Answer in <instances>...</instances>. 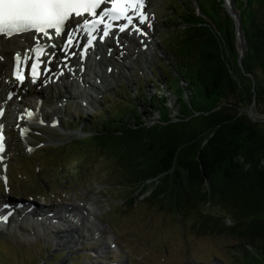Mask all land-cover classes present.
Returning a JSON list of instances; mask_svg holds the SVG:
<instances>
[{
    "label": "rangeland",
    "instance_id": "rangeland-1",
    "mask_svg": "<svg viewBox=\"0 0 264 264\" xmlns=\"http://www.w3.org/2000/svg\"><path fill=\"white\" fill-rule=\"evenodd\" d=\"M148 1L156 12L157 24L153 32L156 42L151 46L148 41H141L140 46L152 58L150 67H142L141 56L127 58L125 62L134 66L132 71L128 70L132 79L119 77L115 86L107 90L99 87L101 92L95 94L98 99L92 104L75 96V88L65 87L56 75L47 81L42 77L43 109L49 118L57 115L61 124L56 128L45 125L31 130L29 144L20 140L21 135L15 127L7 126V135L10 136L8 146L13 153L8 162L10 181L5 183L0 175V196L32 195L40 201V206L45 204L47 209L52 205H68L75 201H81V206L96 205L98 220L93 224L97 229L85 221L87 225L83 223L85 226H80L84 234L81 240L63 246L56 243L51 227L42 231L37 225L32 227L21 220L19 228L13 227L14 231L0 232V264H114L125 258L128 259L127 264H242L237 250L242 243L240 238L223 233L199 232L190 225V221L184 224L179 215L163 210L146 198L152 181L147 182V191L141 193V185L124 181L114 157L81 142L85 136L94 133L96 124L104 122L106 117H115L116 112L136 108L149 124L154 123L159 112L151 105L152 97L161 99L167 95L166 103L172 110V119H183L179 116L177 96L167 87L168 82L172 86L177 81L184 86L189 84L180 78L176 60L170 58L173 57L170 48L180 39L185 25L179 17L182 13L180 0ZM183 1L190 8L198 9L196 0ZM201 1L203 9L209 11L208 0ZM88 50L94 54L91 49ZM122 59L116 58L118 63ZM249 67L254 69L252 65ZM255 71L261 78L264 77L259 68ZM88 72L92 78L94 71L87 69ZM54 77L59 82L53 81ZM11 79L7 76L5 80ZM50 80L54 84L50 85ZM33 85L18 87L23 89ZM70 91L75 97L67 96ZM192 98L195 102L201 99L197 92ZM24 100L30 101L27 96ZM183 104V110L187 111L188 104ZM251 115L264 128V100L254 103ZM10 116V124L14 125L13 114ZM131 196L135 199L133 204L129 202ZM209 208L216 213L223 212L217 206L210 205ZM226 221L233 222L229 216ZM93 231L96 233L89 234ZM110 238L117 246L112 247ZM101 245L105 248L99 253L96 249Z\"/></svg>",
    "mask_w": 264,
    "mask_h": 264
},
{
    "label": "trees",
    "instance_id": "trees-1",
    "mask_svg": "<svg viewBox=\"0 0 264 264\" xmlns=\"http://www.w3.org/2000/svg\"><path fill=\"white\" fill-rule=\"evenodd\" d=\"M196 1L199 12L179 1L185 25L170 48L180 78L189 83L167 86L183 119H172L167 95L152 97L159 112L154 123L136 108L116 112L81 142L114 157L124 181L141 185V193L152 181L150 203L199 232L240 238L242 264H264V128L249 111L264 100V77L255 71L264 74V0H234L243 23L244 69L224 0H208L209 11ZM134 201L131 196L130 204Z\"/></svg>",
    "mask_w": 264,
    "mask_h": 264
},
{
    "label": "bare ground",
    "instance_id": "bare-ground-1",
    "mask_svg": "<svg viewBox=\"0 0 264 264\" xmlns=\"http://www.w3.org/2000/svg\"><path fill=\"white\" fill-rule=\"evenodd\" d=\"M145 9L148 14V20L144 24H141L137 20L134 24L136 26L134 30H132L131 27H129L124 32H120L116 29L105 37L101 36V32L96 33L97 36L93 41V46L91 48V51L94 54H89L87 52L86 55L83 54V48L87 47L85 45L84 39L88 33L86 30L82 29L80 25L75 23L76 18H72L68 22L69 26L66 29V31L69 33H72L73 31L75 32V36L73 38L74 46L68 49L67 55L63 50L67 43V37L63 34L59 37L51 36V34H49V37H45L43 34H25L19 37L13 36L11 39L0 38L1 86L5 85L10 88L19 89L18 84L5 81L6 77L10 76L12 73H8V70L12 67L14 68V62L17 53L20 54L21 58H30L33 53V48L37 47L38 45H43L45 47V54L41 57V60H51L50 63H41V67L37 70V74L34 79V87H29L31 86L30 84L28 88L26 86L22 89V91L27 94V97H29L30 101L26 100L24 103L21 102L20 104L13 105L14 107H12L10 110L11 112H8L10 105L6 101L0 105V113H2L0 114V135L3 137V140L0 141V143H2L5 148L3 152H0V175L3 179L6 178L7 182L10 181L8 174V162L9 156L13 153V149L8 146V140L10 139V136L7 135V126L15 127L20 133L19 136L21 135L20 140L24 144H29L28 135H30L31 130L43 127L45 125H50L51 128H56V125L60 123V119L56 117L57 115H54L53 118L48 117V114L45 113L43 109L42 103L41 105H39V103H34L36 99L41 100V98L43 99L44 97L43 87L41 85L42 77L44 81H47L51 79V76L56 75L57 79L64 83L65 87L75 88V96L80 98L82 97L89 104H92L94 100L98 99L95 94L101 92L99 87H101L103 90H107L115 86V80H117L119 77H124L127 80L132 79V76L130 73H128V70L132 71L134 66L130 63H126L127 58L141 56L143 58L142 67L144 69L146 67H150L152 58L144 49L141 48L140 42L143 41L144 43H147L148 41L151 46L155 45L156 41L153 32L156 28L157 22L155 20V8L149 4L148 0H145ZM151 23L153 25L152 28L149 25ZM137 28L139 31L136 30ZM53 44L56 45L55 48L52 47ZM75 50H77L76 55H71L70 53ZM49 53H55L56 58L52 59L51 56L48 55ZM121 57H123L122 62L120 61L121 63H118L116 58ZM87 69H92L94 71L92 78L89 72L87 73ZM96 79L101 83H97L98 81L96 82ZM67 96L71 98L75 97L71 96V91L68 92ZM8 114H13L14 125L10 124L11 116ZM56 119L58 122H55ZM6 201L7 200H5V202ZM7 202L11 207V201ZM80 202H73L65 206H57L56 209L52 208L50 211L54 210L53 214H50L52 212L48 210L45 211V209L42 207V209L34 208V213L23 207L22 214H25V218H27L26 220L30 225L35 224L37 225L36 227H39V229H42V231L46 230L48 227H51L50 229L53 231L52 235L55 236L56 243L58 245L64 246L73 242L78 243L81 240V236L84 234H82L83 232L81 233L80 226L82 227L84 224L87 225L85 221L90 222L91 225H93L92 227L96 226L93 223L94 221L98 220L97 206L95 205V207L93 204H91V206H81ZM43 203L44 202H42V204ZM12 208L13 213L11 214L12 216L10 219L13 218L17 213L14 205ZM4 212L5 210H3V206H0V217H3L2 214ZM19 212L20 208H18V213ZM20 214L21 213H19V215ZM7 219H9V217H7ZM17 219H19V217ZM17 219H11L5 226L2 223V221L5 219L0 218V232L9 233L14 231L13 227L17 226L19 228L20 226L19 222H17ZM53 228H56L57 230L55 231ZM92 233H96V231H93L89 234ZM109 241L112 243L114 242L113 238H110ZM104 248L105 245H101L98 250L96 249V251L101 253ZM99 253L98 255H100ZM127 261L128 259L125 258L124 260H120L114 264H127Z\"/></svg>",
    "mask_w": 264,
    "mask_h": 264
},
{
    "label": "snow or ice",
    "instance_id": "snow-or-ice-1",
    "mask_svg": "<svg viewBox=\"0 0 264 264\" xmlns=\"http://www.w3.org/2000/svg\"><path fill=\"white\" fill-rule=\"evenodd\" d=\"M102 5L104 7L98 14L97 10L101 9ZM144 7L145 0H0V38L11 39L13 36L19 37L25 34H43L45 37H49L50 30H53L56 36L59 37L63 34L67 37V43L63 49L67 55L68 49L74 46L75 32L66 31L69 26L68 22L72 18H76L75 23L87 31L88 43L91 44L95 39L93 34L98 30L99 25H103V35L107 36L113 26V21L126 20L128 25H131L133 24V15H135L139 22L144 24L148 20L142 11ZM89 17L92 19H88ZM125 27L122 24L119 31L124 32ZM136 30L139 31L138 28ZM52 47L55 48L56 45L53 44ZM35 51L37 62L31 64L34 79L39 64L51 62V60H41L45 54L43 45H38ZM84 51L86 52L87 49L85 48ZM70 54L76 55L75 52ZM48 55L52 59L56 58L55 53ZM27 59L29 58H24V63H27ZM15 60L17 62V78L22 79L19 76V67L22 62L19 53L16 54ZM2 140L3 137L0 135V141ZM3 150V144L0 143V152ZM3 207L8 208L7 215H11L10 206L4 205ZM7 215L0 218L6 220Z\"/></svg>",
    "mask_w": 264,
    "mask_h": 264
},
{
    "label": "water",
    "instance_id": "water-1",
    "mask_svg": "<svg viewBox=\"0 0 264 264\" xmlns=\"http://www.w3.org/2000/svg\"><path fill=\"white\" fill-rule=\"evenodd\" d=\"M224 6L226 7L227 11L230 13V15L233 17L235 21V30H236V36H237V43L239 46V57H238V64L242 69H244L243 66V56L245 55L246 50V44L244 40L243 35V23L241 18V13L238 7L235 5L234 0H224ZM200 10V5H198ZM248 75H252L251 73H246ZM251 112V109L249 110Z\"/></svg>",
    "mask_w": 264,
    "mask_h": 264
}]
</instances>
